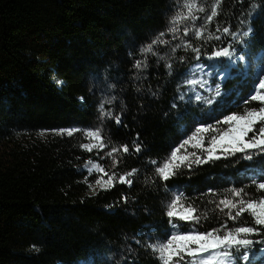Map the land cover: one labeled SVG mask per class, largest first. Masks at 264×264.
Segmentation results:
<instances>
[{"label": "trees", "instance_id": "trees-1", "mask_svg": "<svg viewBox=\"0 0 264 264\" xmlns=\"http://www.w3.org/2000/svg\"><path fill=\"white\" fill-rule=\"evenodd\" d=\"M173 3L0 0V264H157L135 241L142 229L147 231L149 225H161L166 219L161 208L168 195L162 187L143 183L146 175H153L151 167L146 172L144 168L149 158L159 160L169 153L170 145L179 143L181 129L192 126L198 109L184 111L182 106L183 118L177 119L178 110L170 108L175 81L154 62L137 93L129 82L134 70L127 52L133 43L148 42L163 30ZM241 19L235 0H222L215 23H230L236 30ZM215 23L210 30L214 31ZM253 26L249 49L256 55L264 50V14ZM184 54L179 51L177 55ZM105 76L122 79L126 106L122 124L108 122L106 135L131 148L139 134L142 148L150 151L127 156L119 165V171L141 170L130 189L117 183L107 191L97 187L94 193L88 184H94L98 174L89 176L83 165L99 157L79 148L86 142L81 134L68 136L57 130L96 122L99 92L94 96L90 89L98 87ZM53 77L62 80L63 86ZM222 87L228 91L235 82ZM149 88L158 93L156 98L148 94ZM238 90L245 96L246 89ZM81 96L83 103L78 99ZM107 159L100 161L105 167ZM246 163L205 164L190 178H174L169 185L190 179L192 187L186 193L201 211L211 209L208 197L200 198L198 193L220 176L247 184L242 174L237 175ZM228 186L225 182L218 190ZM247 191L253 197L261 195L254 187ZM122 195L129 197L127 204ZM244 219L251 222L247 214Z\"/></svg>", "mask_w": 264, "mask_h": 264}, {"label": "snow or ice", "instance_id": "snow-or-ice-1", "mask_svg": "<svg viewBox=\"0 0 264 264\" xmlns=\"http://www.w3.org/2000/svg\"><path fill=\"white\" fill-rule=\"evenodd\" d=\"M235 4L244 17L240 25L246 24V30L243 27L232 30L230 23L227 26L215 23L222 12V0H174L163 30L148 42L133 43L127 52L134 70L129 82L137 93L141 92L147 79L145 73L154 62L175 81L176 94L170 108L178 110L177 119L183 118L182 106L184 111L191 107L199 109L192 124L194 130L184 125L179 143L170 145L165 157L149 158L144 168L146 172L151 167L153 175H146L143 183L157 189L162 187L168 195L161 208L162 217L166 219L161 225H149L147 231L142 229L141 238L135 241L152 254L157 264H254L252 257L257 253L264 259V50L256 54L257 67L251 72L249 49L255 34L253 21L264 14V0H235ZM214 23L213 31L210 26ZM179 51L185 54L177 55ZM189 52L191 57L187 55ZM237 71H243L252 81L251 91L242 101L245 107L242 112L233 111L218 118L217 113L225 107L226 98L234 92L240 95L238 89L224 91L222 87ZM53 79L63 86L62 80ZM124 90L122 79L105 76L98 87L90 89L94 96L99 92L96 122L57 130L68 136L81 134L86 142L80 143L79 148L99 157V161L89 158L83 165L89 176L98 174L95 183L88 184L94 193L97 187L107 191L117 183L130 189L139 180L141 170L119 171V165L127 156L150 151L142 148L139 134L131 148L128 143H114L106 135L108 122L122 124L126 111ZM148 94L153 98L158 95L151 88ZM78 99L82 103L85 100L83 96ZM218 101L219 106L214 108ZM251 102L259 106L246 107ZM230 103L238 106L236 101ZM105 157L107 167L100 162ZM217 161H229L231 165L247 162L237 175L242 174L248 183L243 184L236 177H218L213 186L198 193L200 198L208 197L207 204L213 205L211 209L201 211L186 193L185 189L192 187L190 179L169 185L174 178L185 175L190 178L203 165H215ZM225 182L229 186L218 190ZM85 183H88L87 176ZM237 183L242 186L237 187ZM249 187H254L261 195L253 197L247 191ZM121 199L127 204L129 197L122 195ZM245 214L251 217L250 223L244 219ZM212 223L215 226H205ZM164 224L167 226L163 227ZM33 249L39 252L35 245ZM127 251L131 253L133 249Z\"/></svg>", "mask_w": 264, "mask_h": 264}, {"label": "rangeland", "instance_id": "rangeland-1", "mask_svg": "<svg viewBox=\"0 0 264 264\" xmlns=\"http://www.w3.org/2000/svg\"><path fill=\"white\" fill-rule=\"evenodd\" d=\"M243 19H244V17H243ZM245 25L238 24V27H243L246 30V26ZM255 56L256 55H251L250 56V59L252 60V63H251V66H250V71L251 72H255L256 67H257L256 61H255ZM231 80H233L235 82V87L233 89L243 88V89H246L247 92H246L245 96H242L241 94L239 96H237L235 94V92H234L233 95L227 97L225 102H224L225 103V107L222 108L220 110V112L217 113V117L218 118H220L222 115H227V114H229L230 112H233V111L234 112H238V113L242 112L244 107H245V105L242 103V101L247 98V94L251 91V83H252V81H250L248 79V76L243 71H237L234 74L233 79H231ZM224 91H227V90H224ZM232 101H236L238 106H232V104L230 103ZM218 106H219V101H218L217 105H214L213 107L216 108ZM258 106L259 105L257 104V102H251L248 105H246V107H248V108L258 107ZM196 115L197 116L199 115V109H198V112H197ZM189 130H194V129H192V126H191V127H189ZM189 134H190V131H189ZM252 259H253L254 264H264V259H262L261 255L259 253H257L256 256L252 257Z\"/></svg>", "mask_w": 264, "mask_h": 264}]
</instances>
